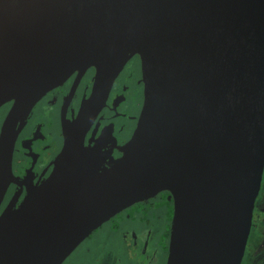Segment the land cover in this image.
Segmentation results:
<instances>
[{"label": "water", "instance_id": "95a60500", "mask_svg": "<svg viewBox=\"0 0 264 264\" xmlns=\"http://www.w3.org/2000/svg\"><path fill=\"white\" fill-rule=\"evenodd\" d=\"M145 101L124 154L84 159V131L129 58ZM93 95L47 181L0 217V264H63L97 228L162 191L168 264H242L264 175V0H0V106L29 110L77 70ZM14 135L0 139V200Z\"/></svg>", "mask_w": 264, "mask_h": 264}, {"label": "flooded vegetation", "instance_id": "af4514ba", "mask_svg": "<svg viewBox=\"0 0 264 264\" xmlns=\"http://www.w3.org/2000/svg\"><path fill=\"white\" fill-rule=\"evenodd\" d=\"M95 82L94 67L77 70L29 110L16 111V100L0 106V139L8 126L14 135L13 175L0 200V217L6 210L19 208L29 192L51 176L65 146V128L72 125L82 105L92 97ZM144 101L142 60L136 54L115 78L106 104L94 119L92 114L84 131V163L95 160L102 172L122 157L137 128ZM174 215L175 201L169 191L129 206L89 236H93L92 247L87 243L90 252H86L84 264H168ZM96 237L102 238V242ZM85 243L86 240L80 246ZM117 247L124 250L117 252ZM250 247L257 254L264 253L262 188L244 256ZM70 256L63 264H81L69 261Z\"/></svg>", "mask_w": 264, "mask_h": 264}, {"label": "rangeland", "instance_id": "374dc122", "mask_svg": "<svg viewBox=\"0 0 264 264\" xmlns=\"http://www.w3.org/2000/svg\"><path fill=\"white\" fill-rule=\"evenodd\" d=\"M262 194L264 192V175H263V179H262ZM99 238L98 240H100L102 242V238L100 237H96L95 239ZM93 241V236L90 238H88V240L86 239V243L83 245H79L80 247H78V249H76V252L70 256L69 261H77L78 263L84 264V259H86V252L87 255L90 251V249H86L87 247V243L89 244V248L92 247V245L90 243H92ZM116 248V247H114ZM253 247L248 248L247 252H246V256H244L243 262L242 264H264V253L262 254H257L254 250H252ZM124 250V249H123ZM123 250H121V248L116 249L117 252H122ZM91 254V253H90ZM93 256V253L91 254V257Z\"/></svg>", "mask_w": 264, "mask_h": 264}, {"label": "bare ground", "instance_id": "6f19581e", "mask_svg": "<svg viewBox=\"0 0 264 264\" xmlns=\"http://www.w3.org/2000/svg\"><path fill=\"white\" fill-rule=\"evenodd\" d=\"M124 151H125V148H124Z\"/></svg>", "mask_w": 264, "mask_h": 264}]
</instances>
